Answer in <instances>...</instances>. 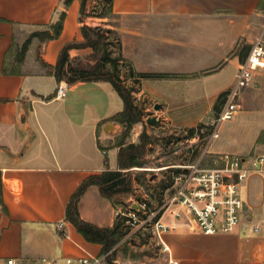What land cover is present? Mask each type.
Wrapping results in <instances>:
<instances>
[{
  "label": "crops",
  "instance_id": "0c3cea01",
  "mask_svg": "<svg viewBox=\"0 0 264 264\" xmlns=\"http://www.w3.org/2000/svg\"><path fill=\"white\" fill-rule=\"evenodd\" d=\"M65 1L0 0V259L39 262L103 254L102 245L87 242L67 219V207L88 178L119 169V137L125 129L115 135L106 130L110 125L122 126L113 119L125 104L107 81L68 84L67 97L56 98L59 82L53 68L63 48L85 43L81 28L94 27L98 19L92 13L95 1H88L82 19V0L70 6ZM98 3L101 7L104 0ZM263 11L264 0H114L112 20L168 26L170 34L163 39L172 47L170 63L165 65L170 69L156 72L177 76L163 81L143 79L141 85L163 106L161 122L194 128L210 113L203 112V104L215 105L234 84L249 47L261 35ZM63 14L61 35L44 42L32 39L20 73H5V68L13 66L18 47L37 32H52ZM92 53L91 48L72 49L70 62L75 64ZM140 72L151 71L142 68ZM109 100L113 109L107 105ZM219 135L208 146L209 157L264 156V70L245 90L235 118L221 123ZM144 157L143 165L132 171L145 168ZM136 185L134 181L133 193L151 201L164 190L139 191ZM78 210L83 221L100 228H114L119 222L116 212L123 211L103 197L96 185L81 197ZM255 226L241 224L236 233L215 235L181 228L162 234V242L149 235L155 237L156 260L165 264L170 258L179 264H264V229L256 233ZM134 233L146 236L145 231L127 236ZM125 238L119 247L127 242ZM162 243L169 252H164ZM116 259L118 264H131Z\"/></svg>",
  "mask_w": 264,
  "mask_h": 264
},
{
  "label": "rangeland",
  "instance_id": "374dc122",
  "mask_svg": "<svg viewBox=\"0 0 264 264\" xmlns=\"http://www.w3.org/2000/svg\"><path fill=\"white\" fill-rule=\"evenodd\" d=\"M93 1H95L93 5L96 6V9L92 13L94 17L98 18L94 21V24H96L94 27L113 30V33L110 34L108 50L111 57L118 60L116 70L108 65L103 69V72H107V70L116 72L122 83L129 90L132 103L142 116V122L133 127L130 137L126 139V143L138 144L143 132L148 135V146L144 157L146 166L143 170H133L129 174H131L133 181L137 182L136 186L139 191H156L158 188L167 189L170 185L173 170L162 172L157 170L169 165L193 164L199 160L203 152L201 147L207 142L211 134L210 124L218 118L223 102L218 99L213 106L211 104H203V112L209 111L210 113L203 122L194 128H176L171 124H164L163 121L160 124H148V119L150 118L157 117L162 120L160 117L161 111L155 109L158 100L153 96H149L145 87L141 85L143 79H140L138 74L141 73L140 69L142 68L151 71L147 74H157L156 69L164 71L170 69L169 66L165 65L170 63L172 47L170 42L163 39L170 34V30L167 28L168 26L131 23L123 18L103 21L100 15L103 13L106 4L104 2L99 7L98 0ZM91 6L92 4H90ZM108 25L110 26L107 27ZM260 30L261 34H264V11L262 12ZM139 33H142L143 40H141ZM249 49L251 50L250 47ZM90 55H84L82 58L77 59L76 63L79 61L86 62ZM158 74H167L171 79L177 76L171 73ZM107 105L111 109L115 107L110 100ZM124 129L123 125H114V128L107 134L115 135L120 131H124ZM119 138L122 140L123 135ZM213 160L214 157H208L204 161L203 166L214 167ZM261 188L262 180L258 176L250 178L242 184L241 192L245 201L242 224L245 227L252 228L264 220ZM132 195L133 197H131ZM132 195L116 197V205L126 211L129 208L131 199L134 201L138 200L136 193ZM145 233V237L140 236L138 233L131 235L127 242H124L119 247L116 258L120 257L124 263L127 260L131 264H165V260H156L155 237L152 234L149 235V232ZM130 240L134 242H130Z\"/></svg>",
  "mask_w": 264,
  "mask_h": 264
},
{
  "label": "built area",
  "instance_id": "2783aa9c",
  "mask_svg": "<svg viewBox=\"0 0 264 264\" xmlns=\"http://www.w3.org/2000/svg\"><path fill=\"white\" fill-rule=\"evenodd\" d=\"M263 70L264 34H261L255 40L247 59L241 64L234 84L224 96L221 112L211 123L213 131L199 160L188 166L173 168L169 187L157 195L155 201H151L149 197L137 201L132 199L126 211L116 212L118 219H125L124 226L129 232H150L156 235L160 242L162 234L174 233L181 228L208 235L236 233L242 224L245 205L241 192L242 184L255 176L262 180L261 200L264 208V156L243 158L226 154L214 158V167L203 166L209 157L208 146L220 136L221 123L235 118L242 108L245 90L254 85L255 77ZM67 94L68 84L62 81L57 87L56 98L65 99ZM263 229L264 220L254 227L256 233ZM128 238L126 236L124 241ZM162 248L164 252H169V248L163 243ZM0 264H108V262L107 255L101 254L67 256L63 259L39 262L7 258L0 259ZM168 264L179 262L170 258Z\"/></svg>",
  "mask_w": 264,
  "mask_h": 264
},
{
  "label": "trees",
  "instance_id": "16d2710c",
  "mask_svg": "<svg viewBox=\"0 0 264 264\" xmlns=\"http://www.w3.org/2000/svg\"><path fill=\"white\" fill-rule=\"evenodd\" d=\"M73 1L75 0H66L65 5L70 6ZM88 1L89 0H82L81 2V19L86 16ZM104 2L106 5L100 18L112 19L114 16V0H104ZM64 19L65 14L61 16L60 22L52 28V32H37L21 47H18L14 55L15 59L13 66L11 68H5L4 72L19 74V68H21V65L26 59L32 39L37 37L42 42L57 39L62 33ZM81 32L85 39V43H71L63 48L58 63L53 68L55 70V77L59 83L65 81L69 85L92 81H107L113 84L117 92L123 98L125 104L124 111L115 116L113 121L122 124L125 128V132L123 133V139L118 145L120 148L118 156L119 169L116 171L107 170L102 175L88 178L71 198L67 207V219L75 226L78 233L81 234L87 242L103 246L102 253L107 255L108 264H118L116 256L119 244L129 233V229L124 226L125 219H118L119 222L114 228H100L80 218L78 203L92 185L98 186L101 195L114 202L118 196L131 195L134 192V181L129 173L133 168L143 165L141 159L146 155L148 135L146 132H143L140 136V143L138 145H126V139L130 137L133 127L142 122V116L132 103L129 90L122 83L116 72L113 70L103 72V69L108 65L112 66L114 70L117 69L118 60L112 58L108 50L110 45V34L113 33V30L84 25L81 28ZM85 48H91L93 50V53L87 58L86 62L79 61L75 64L71 63L69 51L72 49ZM138 77L146 80L170 78L167 74L158 73H139ZM191 77H198V75ZM225 95L226 93L219 97L221 102H223ZM210 130L212 133L213 128L211 127ZM2 188L0 175V199L2 197Z\"/></svg>",
  "mask_w": 264,
  "mask_h": 264
},
{
  "label": "water",
  "instance_id": "95a60500",
  "mask_svg": "<svg viewBox=\"0 0 264 264\" xmlns=\"http://www.w3.org/2000/svg\"><path fill=\"white\" fill-rule=\"evenodd\" d=\"M162 108H163V106L160 104H157L155 106V109L158 111H160ZM160 123H161V119H158L157 117L148 119V124H160ZM113 128H114V125H110L106 131L110 132V130ZM138 198L141 199L142 195H139Z\"/></svg>",
  "mask_w": 264,
  "mask_h": 264
}]
</instances>
